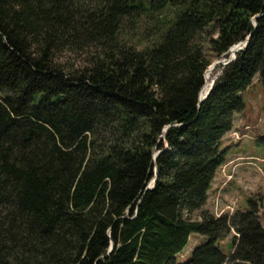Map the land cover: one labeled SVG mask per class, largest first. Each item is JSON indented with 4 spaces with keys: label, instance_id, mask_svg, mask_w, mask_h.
I'll return each instance as SVG.
<instances>
[{
    "label": "trees",
    "instance_id": "obj_1",
    "mask_svg": "<svg viewBox=\"0 0 264 264\" xmlns=\"http://www.w3.org/2000/svg\"><path fill=\"white\" fill-rule=\"evenodd\" d=\"M254 76L264 98V0H0V264H264L253 201L202 210Z\"/></svg>",
    "mask_w": 264,
    "mask_h": 264
},
{
    "label": "rangeland",
    "instance_id": "obj_2",
    "mask_svg": "<svg viewBox=\"0 0 264 264\" xmlns=\"http://www.w3.org/2000/svg\"><path fill=\"white\" fill-rule=\"evenodd\" d=\"M153 30V22L148 17L128 18L122 22L121 37L131 44L145 43ZM60 57L63 62L76 65L82 62L83 55L66 52ZM220 71L221 67L216 65L211 75L218 76ZM211 75L207 79L206 89L210 85ZM242 100L244 108L233 114L231 129L221 139V148L226 150L225 159L214 173L202 210L214 217L221 214L230 216L237 211H245L247 201L251 200L264 227V98L257 76L252 78L242 93ZM196 215L194 213L193 217ZM233 235L231 232L218 244L223 254L229 252ZM202 241L201 236H191L176 256L177 262H184L191 249Z\"/></svg>",
    "mask_w": 264,
    "mask_h": 264
},
{
    "label": "water",
    "instance_id": "obj_3",
    "mask_svg": "<svg viewBox=\"0 0 264 264\" xmlns=\"http://www.w3.org/2000/svg\"><path fill=\"white\" fill-rule=\"evenodd\" d=\"M256 18V17H255ZM255 18H253L252 19V25L254 26L255 25ZM248 38H249V35L246 37V39L244 40V41H242V42H239V43H237V44H239L240 46H243V48L245 47V45H246V43H247V41H248ZM242 48H238V50H241ZM236 52V51H235ZM234 58H235V53H231V54H228V52H227V54H223L222 56H221V58H219L216 62H214L213 64H211L207 69H206V71L207 70H211V71H213V69H214V67L216 66V65H221V66H224V65H226L227 63H229V62H231L232 60H234ZM205 71V72H206ZM216 78H217V76H210V85H209V88H208V90L206 91V93L202 96L201 95V92H202V87H201V89L199 90V92H198V96H197V106L206 98V96H207V94L209 93V91H210V89H211V87H212V84H213V82L216 80ZM204 81H205V79H204ZM204 81H203V83H204ZM166 130V128H164V130L163 131H165ZM157 153L158 152H154L153 153V156H152V158H153V161H154V158H155V156L157 155ZM153 182L154 181H152L151 182V187H148V186H146L145 187V189L146 190H150V189H152L153 188ZM148 185V184H147ZM111 250V244L109 245V247H108V250H107V252H109Z\"/></svg>",
    "mask_w": 264,
    "mask_h": 264
},
{
    "label": "bare ground",
    "instance_id": "obj_4",
    "mask_svg": "<svg viewBox=\"0 0 264 264\" xmlns=\"http://www.w3.org/2000/svg\"><path fill=\"white\" fill-rule=\"evenodd\" d=\"M235 46H237L238 48H243V46H240L239 44H237V45H235ZM236 51H239V50L237 49ZM233 53H235V52H233ZM206 73H209V74H208V76H209V75L212 74V71H211V70H207V71L205 72V82H204V85H203V87H202V92H201V95H202V96H203V91H204L205 84H206ZM157 154H158V153H157ZM156 156H157V155H156ZM156 156H155V158H156ZM155 158H154V159H155ZM154 174L156 175V170H155ZM152 181H155V177L151 180V182H152ZM151 182H150V184H151ZM153 185H154V182H153ZM149 187H151V186L149 185Z\"/></svg>",
    "mask_w": 264,
    "mask_h": 264
}]
</instances>
